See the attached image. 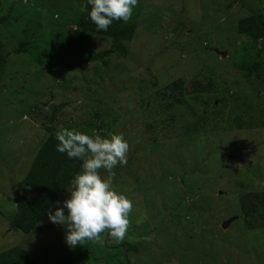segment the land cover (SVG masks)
Wrapping results in <instances>:
<instances>
[{"label": "rangeland", "instance_id": "obj_1", "mask_svg": "<svg viewBox=\"0 0 264 264\" xmlns=\"http://www.w3.org/2000/svg\"><path fill=\"white\" fill-rule=\"evenodd\" d=\"M70 5L77 10L71 0H0V253L19 247L37 264H264L263 220L258 216L245 219L239 198L243 191H237L234 184L246 166L264 164V77L246 79L234 65L240 43L237 22L253 10L264 15V0H138L131 16L137 17L138 31L126 45L127 55L74 71L66 66L75 60L83 62L89 51L107 49L110 40L76 30L67 20ZM63 27L71 28L73 38L67 32L66 40L74 39L76 49L68 51L67 64L58 65L57 77L45 74L43 61L52 30ZM26 40L27 52L15 54ZM261 49L259 59L264 60ZM215 52L225 53L224 58ZM178 78L190 92L195 82L212 80L217 96L232 94L229 109L226 104L223 108L213 107V102L208 106L196 103L193 95L177 96L180 103L155 96L154 91H162ZM34 89L41 95L30 93ZM185 103L199 114H208L207 122L198 124ZM249 104L255 107V114L243 113ZM27 106H39L40 113L27 114ZM52 107L58 108L57 114L53 124H48L45 116L49 117ZM131 109L132 119L123 120L124 111ZM95 110L113 122L114 129L103 136L123 134L130 142L127 159L132 155L141 160L138 165L127 164L130 169L135 166L131 173L126 164H118L119 174L112 178L115 190L133 203L131 225L121 241L125 249H111L103 239L105 231L97 240L70 247L63 225L60 231L47 228L28 234L12 229L14 190L40 146L41 129L30 119L38 115L44 126L80 131L79 124L87 122ZM235 118L252 129L233 128ZM100 131L97 125L96 132ZM191 134L209 137L203 142L200 136L189 138ZM203 153L211 158L197 163L215 171L206 179L193 173L197 171L193 160ZM227 159L235 162L229 166ZM226 168L234 170V178L224 173ZM99 172L102 177L108 175L104 169ZM137 173L139 178L134 177ZM133 178L139 189L148 191L131 190ZM171 179L178 182L177 188L167 187ZM197 183L203 188L191 198ZM260 185L264 190V183ZM230 190L232 193L227 192ZM69 195L65 193L58 202L62 204ZM154 200L158 203L155 209L151 208ZM57 206L60 204L52 210ZM232 217L237 219L222 228ZM49 224L47 214L38 226ZM56 232H60L63 246L54 254L50 245L56 241Z\"/></svg>", "mask_w": 264, "mask_h": 264}, {"label": "trees", "instance_id": "obj_2", "mask_svg": "<svg viewBox=\"0 0 264 264\" xmlns=\"http://www.w3.org/2000/svg\"><path fill=\"white\" fill-rule=\"evenodd\" d=\"M71 1L77 4V10L72 5H70L69 13L71 15L70 16L68 15L67 17V20L72 22L73 27H75L76 30L89 34L92 37L93 36L106 37L110 40V45L107 49H103L96 53H94L93 51H89L86 57L84 58L83 62H79L75 60L69 63L68 64L69 66L68 65L66 66V69L68 71L82 69L84 65L87 64L104 62L105 60L111 58L112 56L124 57L127 55L126 45L131 44L133 42V38L136 35V32L138 31L137 22H136L137 17L136 18L131 17L127 23L114 20L113 23L109 26L107 31H97L95 24L88 17V12L81 11L82 7H87V9L90 11L91 5L87 3V0H71ZM230 5L231 4H228L227 7H230ZM58 19L56 23H58L59 20L62 22L61 19L59 20ZM152 20L154 21V19ZM52 31L53 32H51L50 34L51 46L47 53L45 51L44 54L45 58L43 62H44L45 74L49 73L58 77L57 74L58 65L67 64L68 59L66 58V56L68 55V51L75 52L74 49H76V47L74 46L75 43L74 39L68 38V40H66L67 32H68V37H72L71 28L67 30L66 27H63L60 28V30L56 29ZM236 34L240 43L237 46V50L235 51L237 56L236 58L237 62H234V65L242 72L243 77L246 79L264 77V60L259 59V55H260L259 48H262L261 50L264 49V15L262 13H259L258 11H254V10L251 11L248 16L241 18L237 22ZM72 40H74V42ZM28 44L29 43L27 40L21 42L18 45V47H16V49L14 50V53L18 54L21 52L24 53L27 52ZM219 57L223 58L220 55ZM151 85L154 86L155 84L152 82ZM192 87H193V91L190 92L189 88L184 86L183 80L181 78H178L167 84L163 89H161L162 91L158 90V91H154L153 93L159 99L168 100L171 101L172 103L181 102L180 98H178L177 96L193 95L194 96L193 101L196 103L199 102L204 106H208L213 102L212 103L213 107H215L216 104H218L221 105V107L223 108L224 105L226 104L228 105V109H229L231 105L229 99L232 97V94L228 95L227 92H222L217 96L213 90L212 80H208L206 84L195 82ZM31 91L30 93H32L35 96L41 95L40 92L36 91L35 89L33 90V92ZM48 94L49 97L51 98L52 94L50 92ZM222 94L224 95L227 94V96H223ZM46 104L47 103H45L44 105ZM148 105L149 103L146 104V106ZM185 105L187 106L189 112L191 113V116L195 118L198 124L203 125L204 123L207 122V120L205 119H208L209 117L208 114L206 115L203 112L199 114V112L196 111L194 108H192V106H190L189 104L185 103ZM57 109L58 108L56 107L51 108V111L48 112L49 117L45 116V121H48L49 123L48 122L45 123L53 124V121L55 120L57 114ZM39 111H40L39 106L38 107L35 106L34 108L33 106H27L25 112L31 115L34 114L35 112L39 114L40 113ZM98 112L99 111L95 110L93 115L87 122L79 124L80 131L90 136H93L95 134H99L103 136L106 131H110L114 129L112 127L113 122L106 120L105 116H101ZM247 112L250 114L252 113L255 114L256 113L255 107H253V105L250 104L247 105L243 109V113H247ZM232 113L233 114L235 113L234 110ZM132 117H133L132 109L124 111V114L122 115L123 120L125 119L129 120L132 119ZM37 118L38 115H36V117L34 116V118L30 120H32L41 129L40 141H39L40 146L38 147L34 155L33 162L25 178L23 179L22 182L16 185V188L12 196V201L14 203L16 211L14 213L13 218L11 219L10 227L24 234H28L34 230H46L47 228H52L56 231H60L64 229L62 225L54 224V223L49 224V226L42 228L39 227L38 224L47 215V213L50 210H52V208L58 202V200L65 193L69 192L68 188L70 187V182L75 176V174H77L81 170V163H82V161L77 159H68L64 153H60L56 151L55 146L58 143V141L56 140V133L58 132V130L56 128L54 129L50 125L44 126V123L42 122L41 124ZM97 125L101 129L100 133L96 132ZM258 125L261 126L263 125V123H258ZM232 127L239 130L252 129L251 125L248 123L245 126L240 118L239 119L235 118V120L233 119ZM244 127L246 128L243 129ZM66 128H69V126ZM224 132H227V130H222V133ZM198 136L204 138L203 142H205V140L209 137L208 134H204V135L191 134L189 138H193L195 140V138ZM129 144L130 142H128V145ZM214 152L218 153L219 150L216 148ZM221 154H223V151H221ZM200 156H201L200 158H195V160H193L192 163L193 166L197 167V171H194L193 173L195 175H198L206 179V177L213 175L215 171L206 170L204 165L197 163V162L204 163L205 158L210 159L211 158L210 154L203 153L200 154ZM127 161L128 162L126 163L125 167L126 169L129 170V173H131L134 172L133 168L135 166H133L130 169L127 168V164L131 162L133 163V165L134 164L138 165L141 160L137 159L136 161L134 160V156L130 155ZM227 161H228L227 164L229 166L231 165L232 162H235L234 160L232 161L230 159H227ZM0 163L2 164L1 161ZM224 165L225 167H227L226 164ZM120 169L121 168L116 166L112 170L114 172V176H117L119 174ZM226 169L227 171L226 172L223 171V172L226 175L229 173V175L232 178H234L233 177V175L235 174L234 170H232V168L230 169L226 168ZM217 171L219 172V170H216V172ZM129 173L128 176H126L127 180H130L131 175ZM136 176L139 178L140 175L137 173L134 175V177ZM174 176L175 175H172L171 177L173 178ZM219 177L224 178L223 176L220 175ZM237 179L238 181L234 182V184H236V186L238 187L237 191L241 190L244 192V193L243 192L240 193L241 195L239 196V198H240L241 212L244 215L245 219L248 221L250 220V217H252V219L254 220L258 216L260 219L263 220L264 223V190L260 189L262 187L260 184L264 183V164L262 166H258V168H256L255 166L254 167L246 166L243 172L238 174ZM133 180L135 181L133 182L134 184L132 185V187L129 186L131 190L136 188L137 190H140L141 192L144 193L148 191V189L145 190L139 189L138 186L140 184L136 181L135 178H133ZM254 182L256 184L257 183L259 184L256 186ZM201 183H204V181H202ZM201 183L194 184L193 188L195 189L193 190L196 191L193 192L191 198H194L196 192L200 191V189L203 188V185ZM250 183L251 185H249ZM177 185L178 182L175 181L174 179H171L170 183H167L168 188L175 189L177 188ZM253 185H254V189L250 192H246L248 186L252 188ZM168 191L171 192L172 190H168ZM182 191L184 190L182 189ZM227 192L232 193L231 190ZM215 196L218 195L215 193ZM146 201H147L146 202L147 206L150 207L149 200ZM154 201L151 202V208L154 207L155 209V207L158 206V203L157 200ZM131 221L132 219L130 217L129 226L131 225ZM56 235H57L56 241L54 243H51L50 245L52 247L53 250L52 252L54 254H56V250L58 247L60 248L61 246H63L62 238H60V232H56ZM103 236L105 243H108L111 249L114 250L119 248L125 249L124 242L116 243L115 239L110 236L108 230H105ZM58 237L60 238L61 241L58 239ZM0 264H37V263H35L29 257V255L26 254L25 251H23L21 248L14 247L8 251L0 253Z\"/></svg>", "mask_w": 264, "mask_h": 264}, {"label": "clouds", "instance_id": "obj_3", "mask_svg": "<svg viewBox=\"0 0 264 264\" xmlns=\"http://www.w3.org/2000/svg\"><path fill=\"white\" fill-rule=\"evenodd\" d=\"M137 2L87 0L91 5L90 11L87 7H82L81 11L88 12L97 31H107L114 20L127 23ZM56 140V151L82 163L81 170L70 182L69 198L62 204L57 202L60 206L47 213L49 221L65 226V242L70 247L81 245L86 240H97L105 230L116 243H120L129 228L133 203L115 190L112 170L118 164L123 166L127 163L128 142L121 133L90 136L74 128H61L56 133ZM100 169L108 175L102 177Z\"/></svg>", "mask_w": 264, "mask_h": 264}, {"label": "water", "instance_id": "obj_4", "mask_svg": "<svg viewBox=\"0 0 264 264\" xmlns=\"http://www.w3.org/2000/svg\"><path fill=\"white\" fill-rule=\"evenodd\" d=\"M216 53L217 54H220L223 58L225 56V53H218V52H216ZM236 219H237V217H232L229 220H227L226 222H223L222 228L226 229L229 226V224L232 223Z\"/></svg>", "mask_w": 264, "mask_h": 264}, {"label": "bare ground", "instance_id": "obj_5", "mask_svg": "<svg viewBox=\"0 0 264 264\" xmlns=\"http://www.w3.org/2000/svg\"><path fill=\"white\" fill-rule=\"evenodd\" d=\"M240 23V22H239Z\"/></svg>", "mask_w": 264, "mask_h": 264}]
</instances>
